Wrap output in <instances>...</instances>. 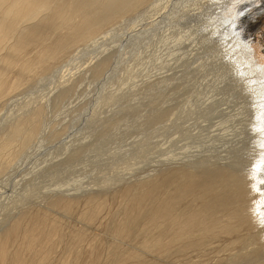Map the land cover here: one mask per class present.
<instances>
[{"label": "rangeland", "instance_id": "374dc122", "mask_svg": "<svg viewBox=\"0 0 264 264\" xmlns=\"http://www.w3.org/2000/svg\"><path fill=\"white\" fill-rule=\"evenodd\" d=\"M151 2L108 23L95 44L71 45L47 75H25V84L0 97V138L17 118L42 111L29 148L0 171V233L21 213L49 211L70 230L64 232L100 241L101 264L109 262V245L143 256L111 236L126 190L176 169L264 167V0H157L152 9ZM102 61L107 66L97 74ZM93 196L105 204L107 224L89 229L78 215ZM57 197L77 203L73 215L48 209ZM256 225L253 242L263 260L264 224ZM221 240L168 261L144 259L229 264L237 247L230 252Z\"/></svg>", "mask_w": 264, "mask_h": 264}, {"label": "bare ground", "instance_id": "6f19581e", "mask_svg": "<svg viewBox=\"0 0 264 264\" xmlns=\"http://www.w3.org/2000/svg\"><path fill=\"white\" fill-rule=\"evenodd\" d=\"M147 1H152L149 4L151 9L152 3L157 2V0H0V97L21 86L25 75H36V71L47 75L53 67L51 65L55 61L57 63L61 55L65 56L64 53L66 51L68 53L71 45L78 46V42L90 41L95 44L96 37L104 35L102 29L108 23L122 14L135 11L136 7L146 4ZM165 1L168 3V0ZM155 4L158 6L159 2ZM162 5L164 10L163 7L167 5ZM242 42L244 50L251 55L253 50L248 41ZM106 66L107 63L104 61L98 63L95 68L97 74L104 71ZM41 113V108L34 110L24 118H17L13 125L10 124L11 126L6 128L5 137L0 138L2 159L0 171L2 166L9 165L15 158V161L17 160L16 155L19 151L25 148L26 151L29 148L32 139L37 136ZM13 143L18 144L14 152L11 151ZM235 167L202 166L197 170L176 169L162 172L160 177L156 176L157 178L150 182L147 180L148 183L144 181L145 183L135 188V191L126 190L129 189L127 187L121 197V202L124 203L119 206V209L122 208V212L119 210L122 218L116 223L111 236L116 239L117 244L122 242L136 245L143 256L136 254L135 251L125 252L127 255L123 256L115 243L113 244L115 246L109 245L112 247L108 251L109 255L105 251L109 259L107 263L148 264L149 262L144 259L146 256L157 261L161 258L167 260L175 253L187 254L189 251L211 247L216 240L223 239L227 245L225 248L230 247L228 248L230 252L237 247L235 254L232 253L234 255L226 250L232 256L223 252L224 256L232 257L229 264L247 262L262 264L264 259L262 260V254L260 255L256 243L253 242L252 230L255 227L257 229V222L264 224V167L250 173L237 171L238 168ZM258 171L260 172L257 173ZM260 192L262 197L260 196L259 202H256L254 195ZM97 198L93 196L86 200L87 208L84 207L86 210L78 215L79 220L89 229L101 227L105 216V204ZM72 200L57 197L49 201L48 209H56V212L61 211L64 215L71 214L77 204ZM48 212L21 213L8 224L0 233V264H101L100 241L89 240L88 235L82 231L64 232L66 228L63 230L61 222L50 218ZM118 214L116 217L120 219ZM113 224L115 225V222ZM250 239L251 242L247 243ZM100 248L103 249V246Z\"/></svg>", "mask_w": 264, "mask_h": 264}]
</instances>
